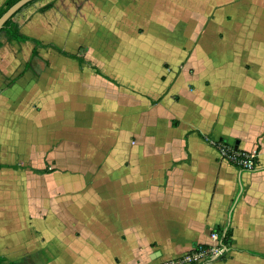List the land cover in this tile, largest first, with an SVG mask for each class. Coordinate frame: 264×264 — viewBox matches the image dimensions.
Instances as JSON below:
<instances>
[{
	"label": "crops",
	"instance_id": "crops-1",
	"mask_svg": "<svg viewBox=\"0 0 264 264\" xmlns=\"http://www.w3.org/2000/svg\"><path fill=\"white\" fill-rule=\"evenodd\" d=\"M100 2L91 6L108 12L101 36L81 34L100 68L51 40L0 31V136L13 139L0 140V163L20 164L0 167V254L18 264H147L217 229L227 250L206 264H264V0ZM25 8L13 19L28 34ZM63 11L51 28L73 27ZM135 38L187 50L135 83L111 61L127 60L116 51ZM28 99L45 102L44 122L79 128L49 153L55 166L36 156L42 122L22 116ZM206 136L253 151L255 168L220 159Z\"/></svg>",
	"mask_w": 264,
	"mask_h": 264
},
{
	"label": "rangeland",
	"instance_id": "rangeland-1",
	"mask_svg": "<svg viewBox=\"0 0 264 264\" xmlns=\"http://www.w3.org/2000/svg\"><path fill=\"white\" fill-rule=\"evenodd\" d=\"M84 6V11L78 12L77 4L81 3L79 0H36L33 2V4L29 5L27 8L24 9V12H22L20 15L22 16V20L25 21L24 30L26 33L31 35H36L39 39V44L41 45H47V41L51 40L53 42H56L59 44V46L63 47L65 50L69 49L73 53H82V55L85 57V59L88 61V69H93L96 66L100 68L101 62H104L102 58H99L100 55H97V47L94 46V48H90V46H87L86 40L84 39L83 30H85V34L88 37H91L92 35H98L101 36V31L104 28H100V23H107L108 19V12L107 14L105 12H97L95 10L94 6L96 2H100V0H86ZM101 3V2H100ZM76 4V5H75ZM74 5V7H73ZM53 12V14L51 12ZM63 11L62 15H69L68 20H70L71 25L73 27H67V28H59L61 24L58 25L57 28H51L50 21L52 20V17H55V20L58 22L60 19L58 16H61V12ZM37 15V16H35ZM61 18V17H60ZM82 22H81V21ZM53 22V20H52ZM57 22V23H58ZM93 22L97 23V27L93 28ZM81 26V30H79V34H76V25ZM85 25V27L83 26ZM48 25V26H47ZM172 25H169V30L173 31L174 27H171ZM186 27V26H185ZM182 27L181 29H178V32L185 36V39H189L193 36V28H185ZM168 29L165 30L167 32ZM168 30V31H169ZM211 31V29H210ZM75 34V36H74ZM104 34H110L108 26L106 27ZM69 36H74V38H77L74 42L69 41ZM54 38V39H52ZM28 44V43H26ZM49 46V45H48ZM40 52L42 54L52 52L53 50L49 47H40ZM87 50V51H86ZM186 48L181 47L178 43L173 42H166L163 41L157 42H150L139 44L137 39L133 40V45H127L124 44L121 49L117 50L116 53H119V56H125L127 57V60H124L123 58H120V61L111 59L112 63L117 66V68L120 69V66L122 69L126 71L125 77L127 80H131L132 82L136 83V80H140L141 75L143 72L147 71L149 74L153 73L154 69L157 67V61L161 58H169L172 57L177 52H186ZM24 51V45L20 44L19 47H17V50L15 53L19 54ZM87 52V53H85ZM140 53V54H139ZM118 55V54H117ZM118 56V57H119ZM105 60L108 61V59L105 58ZM110 64V61H109ZM119 66V67H118ZM139 82V81H138ZM28 83V82H27ZM40 91V90H39ZM43 90H41L42 92ZM43 93V98H44ZM41 98V100L43 99ZM36 100L32 101L30 99L27 100L26 103L23 104L22 109V116L25 117H37V119H41L42 123L38 124V139H37V154L36 156L43 159L47 164H50L52 167L55 166L56 158H52L51 155L55 154L57 155L58 152H60V147L63 142V138H68L72 135L77 134L79 128L76 124H70L68 126H60L56 125L52 122L51 118H48L47 122H44V119L46 118V109H45V102ZM15 109H6L5 114L6 115H16L14 113ZM4 114V113H1ZM95 116V115H94ZM101 120V121H100ZM105 120V116L100 117L99 121L103 123ZM29 124V123H28ZM125 132V131H124ZM29 135L22 136L23 142L28 143L29 141ZM5 139L4 141L9 143L13 139L8 134H1L0 140ZM24 147V145H23ZM20 152V151H19ZM23 152V148H22ZM18 157V156H16ZM29 160V158H28ZM40 178V177H39ZM82 178H78L76 180H81ZM82 195L84 194L83 191H81ZM81 193L77 192L74 193L73 197H79ZM93 196V195H92ZM56 204L61 202H55Z\"/></svg>",
	"mask_w": 264,
	"mask_h": 264
},
{
	"label": "built area",
	"instance_id": "built-area-1",
	"mask_svg": "<svg viewBox=\"0 0 264 264\" xmlns=\"http://www.w3.org/2000/svg\"><path fill=\"white\" fill-rule=\"evenodd\" d=\"M206 140L215 147L220 159L237 167L245 169L255 168L256 160L253 151L241 147L238 148L233 142L217 136H206ZM209 239L207 243L198 242L187 251L185 250L172 258L157 262L152 261L147 264H206L211 259L225 255L228 243L224 240L223 232L217 229H210Z\"/></svg>",
	"mask_w": 264,
	"mask_h": 264
},
{
	"label": "trees",
	"instance_id": "trees-1",
	"mask_svg": "<svg viewBox=\"0 0 264 264\" xmlns=\"http://www.w3.org/2000/svg\"><path fill=\"white\" fill-rule=\"evenodd\" d=\"M16 0H4V2L1 4L0 6V14L6 10L11 4H13ZM18 1V0H17ZM36 0H32L30 2H28L26 5H24L22 8H20L19 10H16L15 12H13L9 17H7L4 21V24L0 27V31L4 30L5 31V35L7 36V38H15L17 39V41H25V40H34V41H39V39L36 36H31L28 34H24L21 33L19 31V28L17 26L16 21H14L13 17L15 15L16 12H19L20 10H22L23 8L33 4V2ZM2 165H8V166H20V164L17 163H7V162H2L0 163V167H2ZM0 264H18L17 261L13 260V259H4V257L0 254Z\"/></svg>",
	"mask_w": 264,
	"mask_h": 264
},
{
	"label": "water",
	"instance_id": "water-1",
	"mask_svg": "<svg viewBox=\"0 0 264 264\" xmlns=\"http://www.w3.org/2000/svg\"><path fill=\"white\" fill-rule=\"evenodd\" d=\"M32 0H16L13 4H11L6 10H4L0 14V27L4 24V20L9 17L13 12L16 10H19L22 8L24 5H26L28 2Z\"/></svg>",
	"mask_w": 264,
	"mask_h": 264
}]
</instances>
